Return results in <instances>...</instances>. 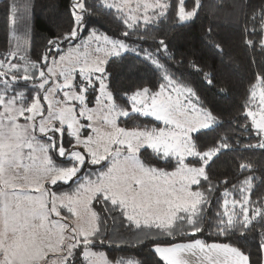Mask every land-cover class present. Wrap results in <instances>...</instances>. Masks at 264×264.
Segmentation results:
<instances>
[{
	"label": "snow or ice",
	"instance_id": "1",
	"mask_svg": "<svg viewBox=\"0 0 264 264\" xmlns=\"http://www.w3.org/2000/svg\"><path fill=\"white\" fill-rule=\"evenodd\" d=\"M238 7L240 42L264 56V0ZM202 10V0H69V26L33 58L11 46L18 3L4 0L0 264H143L105 247L146 249L154 264H264V169L242 155L264 153V63L226 128L182 69L213 87L215 76L158 35ZM205 36L222 56L212 27ZM117 64L128 87L117 86Z\"/></svg>",
	"mask_w": 264,
	"mask_h": 264
},
{
	"label": "trees",
	"instance_id": "2",
	"mask_svg": "<svg viewBox=\"0 0 264 264\" xmlns=\"http://www.w3.org/2000/svg\"><path fill=\"white\" fill-rule=\"evenodd\" d=\"M248 0H202L203 10L199 17L189 22L186 26L172 29L170 25L161 24V32L158 35L167 34L170 41V50L177 60H195L204 73L215 76V87L203 82L204 77L197 75L187 64L184 71L185 79L195 82L198 94L205 104L212 108L215 113L227 122L237 115L239 105L244 98L245 90L254 72L260 70V65L264 63V56L259 49L253 52L245 49L239 40V29L243 22L238 5ZM256 3L257 0H250ZM18 14L16 27L28 23L29 40L27 42L26 54H31L33 58L43 51V46L47 38L66 29L69 26L68 6L69 0H17ZM105 27L115 28V25L108 19L101 21ZM209 27L213 28L215 39L223 44V55H218L209 46L205 31ZM4 12V0H0V53H4L9 45V31ZM223 60V63L221 62ZM255 60L256 63L251 61ZM113 73L118 77L117 86L128 87L132 81L128 79L126 69L117 64L113 67ZM191 73V74H190ZM140 75L151 76L150 73H140ZM135 81V77H133ZM225 89L220 92V89ZM132 121H129L131 126ZM255 143V141H252ZM235 153L227 154L218 161L215 171L218 174L230 172L234 167L233 156ZM242 155L250 158L258 169H264V153L245 152ZM259 174V173H257ZM62 191H69L65 186ZM264 190V189H260ZM111 224V221H109ZM110 231L112 228L109 229ZM119 229V225L116 226ZM211 241L207 236L196 237ZM192 237H183L186 241ZM246 248L255 253L257 240L250 238L246 242ZM109 258L123 256L126 259L134 256L141 260L143 264H154L155 257L144 250H130L119 247H105L102 249ZM253 260L256 256L253 255Z\"/></svg>",
	"mask_w": 264,
	"mask_h": 264
},
{
	"label": "rangeland",
	"instance_id": "3",
	"mask_svg": "<svg viewBox=\"0 0 264 264\" xmlns=\"http://www.w3.org/2000/svg\"><path fill=\"white\" fill-rule=\"evenodd\" d=\"M136 0H132V7H135ZM13 29L9 31V40L11 38V32ZM16 37L11 38V46H15L17 42H19V45L21 49L26 52V48L28 47L27 42L29 38L28 34V23L25 21L22 25L15 28Z\"/></svg>",
	"mask_w": 264,
	"mask_h": 264
}]
</instances>
